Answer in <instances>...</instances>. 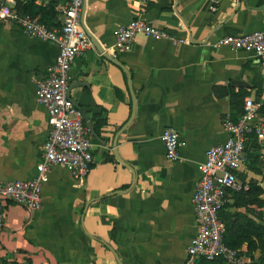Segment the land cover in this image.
<instances>
[{
    "label": "crops",
    "instance_id": "1",
    "mask_svg": "<svg viewBox=\"0 0 264 264\" xmlns=\"http://www.w3.org/2000/svg\"><path fill=\"white\" fill-rule=\"evenodd\" d=\"M59 28L61 0H14ZM214 7L215 10H210ZM17 10V9H16ZM131 19L186 39L136 37L130 51L105 52ZM81 25L91 47L69 71L68 96L91 124L93 163L85 179L52 166L42 208L4 203L0 264H186L197 232L192 198L206 151L226 139L223 120L239 117L246 98L264 96V70L251 53L212 44L226 35L264 34V0H83ZM58 48L0 23V180L36 176L47 114L35 99ZM264 116V115H263ZM178 133L179 160L169 162L160 136ZM236 172L241 191H227L220 213L228 244L264 228V143ZM260 189L261 192H258ZM244 263V264H245Z\"/></svg>",
    "mask_w": 264,
    "mask_h": 264
},
{
    "label": "built area",
    "instance_id": "2",
    "mask_svg": "<svg viewBox=\"0 0 264 264\" xmlns=\"http://www.w3.org/2000/svg\"><path fill=\"white\" fill-rule=\"evenodd\" d=\"M56 1V0H53ZM58 6L62 14L59 28H49L29 14L16 10L14 0H0V23L9 21L18 25L30 38L55 43L57 56L49 75L37 82L35 99L47 114V137L42 146V158L36 166V176L29 181L0 180V228L4 220V203L25 208L30 213L42 208V188L48 182L52 166L65 168L73 178L85 179L93 163L89 131L79 109L68 96L69 71L77 57L91 47L89 37L81 25L83 0H61ZM214 11L215 8L211 7ZM138 36L155 42L169 41L186 44L166 30L154 27L142 19H131L114 33V44L105 52L112 57L131 50ZM213 48L245 51L255 57L264 70V34L258 31L234 36L226 35L212 44ZM264 96L258 101L246 98L243 113L236 120L226 116L222 126L226 139L220 145L209 148L198 167V180L192 198L193 215L197 232L186 248V264L199 259H222L227 264H244L241 251L224 243L225 227L219 213L226 203L227 191H239L236 172L244 165L245 149L252 140L264 143V116L260 110ZM177 131L172 127L163 130L160 141L169 162L179 160Z\"/></svg>",
    "mask_w": 264,
    "mask_h": 264
},
{
    "label": "trees",
    "instance_id": "3",
    "mask_svg": "<svg viewBox=\"0 0 264 264\" xmlns=\"http://www.w3.org/2000/svg\"><path fill=\"white\" fill-rule=\"evenodd\" d=\"M19 6H20V3L18 2L16 4L15 8L17 9V11H19L22 14H29L32 17H36L35 15L37 13H39V11L33 12V8L32 7H28L27 9H25V7L20 8ZM39 22L44 24V25H46L49 28L53 27V23L51 22V18L49 16L40 17ZM260 113L262 115H264V106L260 110ZM232 119L236 120L237 117L232 118ZM250 150H254L256 152V153H251V155L249 157L252 160V163H255V162L258 161V158L260 157L259 156L260 145H258L255 140H252L250 142V144L246 147L245 154L246 153L248 154V151H250ZM258 190H259L258 192H261L260 189H258ZM220 213H219V217H220ZM226 235L227 234L225 232V234H224V243L226 244V246H228L231 249L238 250L237 248L241 244L242 241L239 244H233V243L232 244H228L227 241H226ZM252 236L255 237L256 242H254L252 239H249V237H246L244 239V240L247 241V244H248V250L247 251H248V253L252 254L253 252H255V250L258 249V250H260L261 257L259 258L258 262L252 263V260H251L250 263H245V264H264V228L263 227H259V226L256 227L255 231H253ZM241 255L244 257V254L242 252H241ZM195 264H227V263L224 260H222V259H216V260H213V261H207V260H204V259H199L198 261L195 262Z\"/></svg>",
    "mask_w": 264,
    "mask_h": 264
},
{
    "label": "water",
    "instance_id": "4",
    "mask_svg": "<svg viewBox=\"0 0 264 264\" xmlns=\"http://www.w3.org/2000/svg\"><path fill=\"white\" fill-rule=\"evenodd\" d=\"M67 93H68V91H67ZM73 104H74V103H73ZM74 106H75L77 109H79L75 104H74ZM79 110H80V109H79ZM80 112H81L82 119H83V121L85 122L88 131L91 133V135H93V136L95 137L94 132H93V129H92V127H91V124L88 122V119H87L86 115H85L82 111H80ZM116 260H117L118 264H121L120 261H119L117 258H116ZM228 264H232V263H228Z\"/></svg>",
    "mask_w": 264,
    "mask_h": 264
},
{
    "label": "clouds",
    "instance_id": "5",
    "mask_svg": "<svg viewBox=\"0 0 264 264\" xmlns=\"http://www.w3.org/2000/svg\"><path fill=\"white\" fill-rule=\"evenodd\" d=\"M0 15H2V14H0Z\"/></svg>",
    "mask_w": 264,
    "mask_h": 264
}]
</instances>
